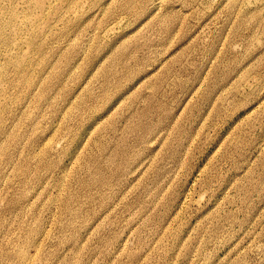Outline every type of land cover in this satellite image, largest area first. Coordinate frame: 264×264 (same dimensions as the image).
Masks as SVG:
<instances>
[{"label": "rangeland", "instance_id": "rangeland-1", "mask_svg": "<svg viewBox=\"0 0 264 264\" xmlns=\"http://www.w3.org/2000/svg\"><path fill=\"white\" fill-rule=\"evenodd\" d=\"M0 264H264V0H0Z\"/></svg>", "mask_w": 264, "mask_h": 264}]
</instances>
